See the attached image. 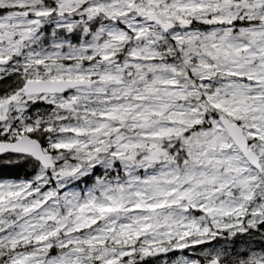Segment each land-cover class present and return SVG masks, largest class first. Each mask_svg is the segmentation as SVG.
I'll return each instance as SVG.
<instances>
[{"label":"snow or ice","instance_id":"6c2138e0","mask_svg":"<svg viewBox=\"0 0 264 264\" xmlns=\"http://www.w3.org/2000/svg\"><path fill=\"white\" fill-rule=\"evenodd\" d=\"M0 264H264V0H0Z\"/></svg>","mask_w":264,"mask_h":264}]
</instances>
